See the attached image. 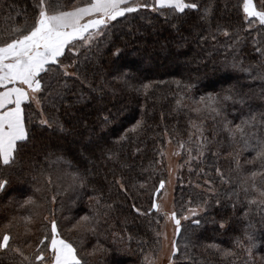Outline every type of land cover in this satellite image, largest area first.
Segmentation results:
<instances>
[{
    "label": "trees",
    "instance_id": "1",
    "mask_svg": "<svg viewBox=\"0 0 264 264\" xmlns=\"http://www.w3.org/2000/svg\"><path fill=\"white\" fill-rule=\"evenodd\" d=\"M64 2L71 6L74 0ZM187 2H196L198 9L178 15L140 9L113 22L99 51L81 56L90 58L87 75L96 91L89 92L85 85L87 99L74 107L69 101L55 109L45 106L43 118H49L51 126L39 123V110L29 114V127L35 125L31 141L12 166L0 165V180H7L0 189V228L15 217L21 222L13 233L35 242L45 231L47 216L56 219L63 235L74 242L84 264H145V255L155 256L159 250L156 233L163 218L155 212L136 214L132 204L145 211L150 208L154 188L166 177L164 161L157 163L163 160L158 153L171 136L176 147L178 141L184 142V148L179 147L182 169L175 210L179 213L192 195L208 201L195 217L201 221L198 226L182 220L172 264H264V205L250 203L239 184L243 178L251 183L255 172L259 185L264 162L254 151L244 150L237 143L239 135L233 138L224 127L226 121L231 122L229 127L241 123L250 112L257 120L264 113V52L256 51L264 50V27H247L243 0ZM37 3L0 0V40L26 21L31 23ZM79 88L77 82L74 90ZM208 94L222 99L220 116L191 111V99ZM229 95L232 99L223 101ZM104 116L109 117L106 125ZM142 116L143 130L126 131ZM121 136L127 138L120 140ZM121 178L127 192L115 182ZM209 180L211 184L206 183ZM93 189L102 192L103 202L112 207L107 216L100 209L101 215L90 224L80 217L91 216L96 209L89 199L95 195ZM28 196L38 208L22 206ZM30 214L35 215L26 233L21 218ZM77 221L80 225L73 229ZM248 236L253 237L251 255ZM226 250L232 254L224 255ZM32 251L26 249L28 254ZM0 264L11 262L2 256Z\"/></svg>",
    "mask_w": 264,
    "mask_h": 264
},
{
    "label": "snow or ice",
    "instance_id": "2",
    "mask_svg": "<svg viewBox=\"0 0 264 264\" xmlns=\"http://www.w3.org/2000/svg\"><path fill=\"white\" fill-rule=\"evenodd\" d=\"M198 7L196 2L190 3L187 0H152L151 3L147 0H74L71 6L64 0H38L32 22L26 21L22 27L16 28L9 34L7 39L0 40V165L12 166L31 141L35 125L29 127L30 113L39 110L41 116L39 123L51 126L50 119L43 118L45 106L55 109L58 104L69 101L68 106L74 107L87 99L85 85L89 92L96 91L87 75V64L90 58L85 57L82 60L81 56L93 49L99 51L107 42L110 29L115 27L113 22L119 23V18L127 19L129 14L136 13L140 9H151L162 15H178ZM207 11L206 9L205 12ZM242 13V18L249 29H252L255 24L264 27V0H259V6L254 0H243ZM223 33L225 36L229 35L227 29H224ZM256 51L264 52L259 47ZM116 54H119V50ZM77 82L80 88L74 90ZM143 87L146 90L149 86L145 84ZM230 99H232L230 95L223 97V101ZM181 102V100L176 101L178 105ZM190 107L195 113H211L214 116H220L223 111L222 99L212 94L201 96L199 99L192 98ZM259 116L260 119L257 120V114L250 112L248 118L242 119L241 123L229 127L231 122L226 121L224 127L233 138L239 135L237 143L241 144L244 150L254 151L256 157L264 162V113H260ZM102 123L108 124L109 117H102ZM145 124L142 116L126 131L139 132L143 130ZM246 125L252 126L253 130L246 131ZM192 127L196 128V125L193 124ZM126 138L121 136L119 139ZM172 139L173 137L169 136V142ZM200 140L202 147L203 137ZM178 144L181 149L184 148V142L178 141ZM108 152L111 156H115V153H111V149ZM187 152L191 159L192 149L188 148ZM158 154L161 157L164 156L162 151ZM236 155L238 156L239 153ZM157 163L162 164L163 160ZM236 168L237 170L241 168L239 159L236 160ZM168 171L171 174L170 165ZM216 171L223 178L220 169ZM256 176L257 173L253 172L251 183L248 178H243L239 180V184L244 195L251 197L250 203L264 205V180L257 185ZM115 182L120 190L128 191L123 178ZM48 183H51V177L48 178ZM81 183H83L82 180ZM206 183L211 184V180ZM6 184L7 180H0V189H3ZM167 184V180L160 179L158 186L154 188L150 208L145 211L136 204H132L134 212L142 216H148L153 212L162 213V218L172 221L177 234L182 230V220L190 221L191 225L198 226L201 221L195 217L204 211L208 201L203 199L202 195L196 194L189 196L185 204L181 205L179 213L175 209L166 211L163 205L157 202V198L164 192ZM93 191L95 195L89 199L95 201L96 209L91 216L80 217V221L90 224L101 215L100 209H104L102 214L107 216V210L112 207L103 202L102 192L96 189ZM208 191L211 193L213 189L209 188ZM52 199L55 200V197ZM216 203L219 204L220 201L217 199ZM25 205L31 208L39 207L33 196L25 199L22 206ZM34 215L30 214L21 218L24 221L26 233L30 230L29 225ZM43 221H47L43 225L45 231L35 242H31L30 236L26 235L21 240L18 234L13 233V228L21 222L15 217L4 224L3 228H0V257L7 256L11 264H84L76 245L63 235L57 220L54 218L49 220L45 216ZM80 221L72 225V228H77ZM91 230L94 231L95 227L93 226ZM156 235L159 237L161 233L157 232ZM247 239L248 254L251 255L253 237L248 236ZM171 248L172 254L175 255L178 251L175 241L172 242ZM26 249H33V251L28 254ZM231 254L230 250L224 252V255ZM144 259L145 264H154V261L149 260L148 255H145Z\"/></svg>",
    "mask_w": 264,
    "mask_h": 264
},
{
    "label": "rangeland",
    "instance_id": "3",
    "mask_svg": "<svg viewBox=\"0 0 264 264\" xmlns=\"http://www.w3.org/2000/svg\"><path fill=\"white\" fill-rule=\"evenodd\" d=\"M254 2L259 6V0H254ZM164 153L163 161L166 169L165 180L168 181L166 189L158 197L157 202L163 205L164 210L172 211L174 208V194L179 177V173L182 169L181 167V150L176 147L172 142L166 140L165 147L162 151ZM179 152V155H174L173 153ZM171 166V174L168 171V166ZM162 216V213H160ZM160 246L159 250L155 256L149 254V260L154 261V264H172V242L175 241L177 233L175 232L174 225L171 220L163 218V223L161 225L160 231Z\"/></svg>",
    "mask_w": 264,
    "mask_h": 264
}]
</instances>
